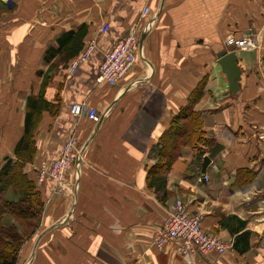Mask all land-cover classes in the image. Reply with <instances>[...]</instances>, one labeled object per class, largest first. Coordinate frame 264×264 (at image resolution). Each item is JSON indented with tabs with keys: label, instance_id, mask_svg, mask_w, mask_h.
<instances>
[{
	"label": "crops",
	"instance_id": "crops-1",
	"mask_svg": "<svg viewBox=\"0 0 264 264\" xmlns=\"http://www.w3.org/2000/svg\"><path fill=\"white\" fill-rule=\"evenodd\" d=\"M82 26L84 50L90 43L95 50L74 71L71 63L81 54L67 68L53 62L44 98L54 114L42 112L34 162L24 169L45 202L40 230L22 251L30 253L28 264H264L262 0H0V170L24 135L27 99L41 92L40 74L50 67L46 51ZM145 28L142 52L126 76L113 86L97 83L104 55ZM244 37L255 41L254 51L234 48ZM220 52L237 54L242 73L235 94L218 64ZM191 98L210 148L220 143L224 150L204 181L196 154L202 149L206 156L210 148H181L156 192L148 173L158 158L149 151ZM84 103L101 115L99 123L71 113ZM71 136L78 159L65 192H58L52 179L39 181L37 170L56 161ZM176 201L200 215L204 230L228 251L158 250L154 238ZM241 224L245 229L233 233ZM245 231L250 248L241 254L233 244Z\"/></svg>",
	"mask_w": 264,
	"mask_h": 264
},
{
	"label": "trees",
	"instance_id": "trees-1",
	"mask_svg": "<svg viewBox=\"0 0 264 264\" xmlns=\"http://www.w3.org/2000/svg\"><path fill=\"white\" fill-rule=\"evenodd\" d=\"M88 29L82 26L77 31H68L56 39L57 47H50L44 56L45 61L50 64L46 73H41L43 78L41 92L37 98L27 99L25 114L24 135L16 143L14 159L6 158L5 164L0 170V220L3 221L9 216L12 221L7 224H0V264H18L19 255L24 244L29 241L39 230L43 218L45 202L41 191L31 180L24 169L34 162L37 152L35 145L36 129L41 121L42 112H52V103L44 98L46 87L51 81L52 72L57 67L56 58L60 63L67 66L70 61L82 54L85 44L84 38ZM195 100L190 99L189 103L173 116L170 128L159 139L157 145L149 151V156L157 159L156 165L149 168L148 185L160 191L165 176L170 172L173 163L181 156V148L188 146H208L212 143L205 139L202 132V116L193 112ZM210 143V145H209ZM205 152L200 149L197 152L196 167L200 164ZM13 191L15 199H8L7 193ZM233 233L239 234L245 229ZM249 232L245 231L237 236L233 248L241 254H245L250 248Z\"/></svg>",
	"mask_w": 264,
	"mask_h": 264
},
{
	"label": "built area",
	"instance_id": "built-area-1",
	"mask_svg": "<svg viewBox=\"0 0 264 264\" xmlns=\"http://www.w3.org/2000/svg\"><path fill=\"white\" fill-rule=\"evenodd\" d=\"M264 8V0H262ZM149 10L144 9L143 14L148 15ZM108 27L105 26L103 32ZM147 28L142 32L134 31L125 39L120 40L109 52L104 55V61L99 67L97 83H106L113 86L119 80L124 78L129 70L137 63L138 56L142 52V36L146 34ZM234 48L240 52L254 51L256 43L249 37L241 38L233 42ZM96 44L90 45L80 55L79 61H76L71 67L75 70L83 62L90 59L94 52ZM71 113L77 117L87 116L90 120L99 123L101 115L86 103L74 104L71 107ZM76 140L71 136L62 147L57 160L52 164L44 162L41 167L39 180L44 182L47 178L54 181L57 187L65 185L70 170L72 169L77 158ZM204 181L208 179L203 176ZM202 178L199 183L202 182ZM154 242L158 250L165 248H175L182 254H219L223 255L228 251L226 243L218 237H214L207 233L202 226V218L198 214L188 211V208L181 201H176L171 215L166 220L162 229L154 238Z\"/></svg>",
	"mask_w": 264,
	"mask_h": 264
},
{
	"label": "water",
	"instance_id": "water-1",
	"mask_svg": "<svg viewBox=\"0 0 264 264\" xmlns=\"http://www.w3.org/2000/svg\"><path fill=\"white\" fill-rule=\"evenodd\" d=\"M218 64L223 70L227 82L229 83V90L231 94H235L240 86L241 80V68L238 67V57L234 52H220ZM224 146L220 143H216L214 147L210 148L208 154L204 157L201 174L205 176L208 166L212 163L222 151Z\"/></svg>",
	"mask_w": 264,
	"mask_h": 264
},
{
	"label": "rangeland",
	"instance_id": "rangeland-1",
	"mask_svg": "<svg viewBox=\"0 0 264 264\" xmlns=\"http://www.w3.org/2000/svg\"><path fill=\"white\" fill-rule=\"evenodd\" d=\"M80 59V58H79ZM79 59L78 60H76V61H79ZM76 61H74L73 63H71V67L74 65V63L76 62ZM65 68H67V66L65 67ZM71 69V68H70ZM57 73V72H56ZM41 167H42V165L39 167V169L37 170V173H38V179L40 178V172H41ZM40 181V180H39ZM37 187V186H36ZM39 189V188H38ZM65 190V187L63 188V187H59V189H58V192H60V191H63V192H65L64 191ZM7 197V196H6ZM8 199H15V197L14 196H12V195H10V196H8L7 197ZM6 218L3 220V221H1L0 220V224H7V223H10L11 221H12V218L11 217H9V216H5ZM43 219V218H42ZM41 223H42V221H41ZM41 223H40V225H41ZM38 230H40V226H39V229ZM208 233V232H207ZM210 234V233H209ZM210 235H212V234H210ZM212 236H214V235H212ZM214 237H217V236H214ZM219 238V237H218ZM31 240V239H30ZM29 240V241H30ZM28 242V241H27ZM27 242L25 243V244H27ZM24 244V246H23V248H22V250H21V252H20V255H19V262H18V264H28L30 261V259H29V256H30V253H28L25 257H24V255H23V253H22V251H23V249H24V247H26V245Z\"/></svg>",
	"mask_w": 264,
	"mask_h": 264
}]
</instances>
